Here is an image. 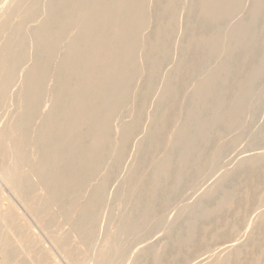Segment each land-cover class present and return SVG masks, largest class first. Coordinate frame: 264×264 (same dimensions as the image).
<instances>
[{"label":"bare ground","instance_id":"bare-ground-1","mask_svg":"<svg viewBox=\"0 0 264 264\" xmlns=\"http://www.w3.org/2000/svg\"><path fill=\"white\" fill-rule=\"evenodd\" d=\"M9 1L11 2L12 0ZM13 1V7H9L10 9L6 8L7 10L5 9L6 11L2 13L3 15L0 14L2 16H0V176L13 195L22 203L25 211H28L32 215L38 225L44 229V232L47 231V235H50L52 243L54 246H58L63 256L68 257L73 253H77L75 254L77 259H74V262L76 260L75 264H81L80 262H83L87 258L88 252L94 247L96 251L92 250V252L95 251V254L93 258L91 257V264H108L107 262L111 259L109 256L112 254L114 255V252H118L120 250L119 248L122 247L121 238H123L128 231H132L137 227V225L135 226V217L137 215L135 213L140 211V206L143 208V211H140L141 218L143 217L147 220L150 212H154L153 207L158 201L155 200L154 196L149 198L148 196L150 195H148V200H145V202L143 201L144 205L142 206L141 197L144 196L145 190L140 172L144 169L143 166L146 164L147 160L150 161V158L159 154L158 150L162 146L172 145L170 143H173L172 141L176 140L175 138L179 137V142L182 140L183 142H188V144L191 143L190 138H192H188L189 136L185 137L180 131L175 129L176 127L171 126V124L176 123V120L178 121L177 112L174 113V111L173 114L171 113L172 115H170V113L166 115L164 112L165 115L163 114L160 119L156 114L157 117L153 114L150 115L148 117L149 123H153L155 126L157 125L158 130L155 132L153 131L154 133L151 132L142 135L143 133H141L142 131L140 130V126L142 125L141 116L146 111V99L149 98L150 95L152 97V88L151 86L141 88V79L145 75L153 77L159 73L161 65L159 60L163 55L166 56L169 50L165 35L167 36V34L170 35L173 33V18L176 16L174 13L177 9H194L195 6L198 5L201 17L209 20L213 18L214 21H211H213V24H216L222 18L225 19V17L233 14L235 10L234 6L238 0H164L162 5L160 3L161 0ZM237 3H239V1ZM253 6L255 9L250 12H253L252 17L260 7V0H256ZM253 6L251 8H253ZM174 21H176V19H174ZM153 25L155 30L153 34H150L148 33V29ZM186 26L191 28L188 24ZM241 30H243V28ZM215 38L214 36H208L194 31V33L188 35L185 41L186 46L183 47H211L210 45L215 41ZM237 41L242 42L241 39ZM182 58L181 55L175 57L176 62L174 64L176 67H174L176 70L178 69L177 71L181 69L185 75L192 77L200 64L197 66L198 64L196 61L185 60V58H183V60ZM234 69L235 68L232 66L229 70L225 69L226 71L223 73L225 76H229ZM216 74L217 73L213 72V75L210 76L207 81L205 80L206 82H199L200 85L196 87V91L194 90L193 98L197 100L199 96H203L201 94L210 89ZM169 77L171 76L167 75L162 78L164 81L163 86L159 88V92L156 94L158 102L160 100H167L171 103L175 100L177 92L179 93L178 85ZM243 81L244 82L241 81L242 85L246 84L249 79L243 78ZM249 85H251V83H249ZM223 86L226 88L227 85ZM223 86H220L221 89ZM245 87L246 86H244V88ZM226 89L228 90V86ZM245 89L242 88V90ZM239 90H241V86ZM234 93L235 92H233V94ZM239 93L241 94V91ZM218 94L216 98L219 96ZM235 94H237V92ZM141 96L142 100L138 102V98ZM221 96H223V93L222 95L220 93V97ZM242 99L235 95L232 101L229 100L231 101V105L234 106V108L231 107L232 110L235 111L238 109L237 112L239 109L242 110L241 108L244 107ZM218 101L221 100H217L215 105H213L217 107L216 104ZM209 105L207 106L209 107ZM156 106H158V104H156ZM6 108L12 109L13 116L4 120V118L8 116V114L5 116L6 114L3 113V110ZM124 110L129 111V118L128 120L121 121L118 119V116H120ZM209 110L210 109H208V111ZM185 111L187 113V110ZM226 114H228V111ZM226 114H224L223 117L221 116L223 120L224 118L225 120L227 119ZM234 121L236 123L237 120ZM222 125L224 126V123ZM200 126H202V124ZM208 126L207 124V127ZM205 129L208 130L204 127V131ZM218 131L216 130L217 133ZM188 132L191 134L190 131ZM202 132L203 131L200 133ZM206 132L208 131H205V134H207ZM193 138L195 141L196 137ZM131 141H135L134 153L131 160L134 167V174L129 177L128 180L126 179V185L123 183L125 191L127 192H123L126 194V199L130 197L129 199L133 202L130 205L131 207H129L128 204L131 212L126 214V218L123 219L122 225L119 226L120 228L117 229V231L115 228L118 226V220L115 228H112V225L111 228L116 231L114 235H112L113 232L108 229L109 227H106L108 229V234L105 235V238L102 237L103 240L99 243V246H92L93 243H91L90 246L87 237L96 229L94 227L95 222L96 220L98 221L99 216H101L100 212L102 206H105L104 204L109 201L108 199L112 195L116 196L121 193H113L111 191L112 194H109L108 187L111 186V181L114 178L120 176V170L124 169L123 166L125 167L128 161V145ZM175 144L177 145V143ZM170 149L172 150V148ZM198 149L196 151L197 153ZM144 150L149 154L148 157L140 156V153ZM172 152L173 150L171 153ZM176 152L179 153L178 151ZM199 156L197 158H200ZM249 156L248 159L244 158L243 161L251 162L257 159L259 155L255 154L251 155V157ZM259 157L262 159L261 156ZM169 158L170 156L161 155L159 159H153V162L156 160V166H153L157 170L158 168H166L168 167ZM197 158L195 161L196 163ZM201 160L203 161V159ZM210 161L211 159L200 162L204 167V165L207 166V163ZM162 172H164V170ZM142 173L143 172H141V174ZM182 174L184 173H181V175ZM255 174L253 175L254 177ZM260 174L258 173V176L255 178L251 176L252 180H248L249 182L246 180L248 183L253 184L252 187H254V190L250 188L247 189L250 186L247 187L245 186L247 183H244L245 185L243 184V188L247 187L246 189H237V193L235 190L234 193H226L221 196L220 202L215 209L211 208L212 210L206 212L205 215L209 216L214 213L217 215V213H221L224 209H233L234 211L233 217L231 215V220L226 215L230 222H220L223 223V225L220 226L217 225L219 223H215L217 225H214L216 226V228L214 227L215 229H206V231L208 230L207 235L209 238L208 240L203 239L207 245L203 246L205 247V249L203 248L204 250H201L202 247H199L201 250V252H199L200 254H197L199 251L197 248V250L193 249V247L195 248L194 245L198 244H194L197 239L193 235L194 232L192 234L191 231V236L187 234L189 236L187 243L188 245L191 244V248L195 250L192 256L196 257V259L200 257L204 258L203 260L201 259L202 261H199L198 264H264V173L259 176ZM165 176L166 174L164 177ZM158 179L160 178L154 175L153 183L158 182ZM150 184H152V182ZM260 187H263V190L258 194L260 191H255ZM118 188L120 187L118 186ZM120 189L118 191H120ZM116 190L117 189H115V191ZM211 190L212 189H210V191ZM210 191H208L207 194L209 193L208 195L211 196L212 191ZM206 192L204 195H206ZM123 193H121V196ZM116 199L118 198L116 197ZM1 201L2 199L0 196V204ZM111 202H113V199L109 203ZM114 202H116V200ZM126 202L124 204H126ZM116 204L118 203L116 202ZM117 209L118 208H116L115 211ZM11 210L13 211L11 213L12 215L9 214L10 212L8 213L7 210L4 211L0 207V264H28L24 261V258L23 261L20 260L19 262L14 260L16 256H14V259L11 258L13 247H10L12 245L14 248L19 245L22 246V243L27 242L28 239L31 238L30 231L28 229L27 232L25 230L23 231L24 227L22 226L23 228L21 229L19 226V222L21 221L20 218H18L20 220L17 222V216L19 217L18 211H15L14 208ZM121 211L122 210L119 212ZM122 213L124 214L123 211ZM118 215H116V217ZM138 217H140L139 214ZM105 219H107V217ZM118 219H120L119 216ZM158 219L159 218L156 220ZM103 221L104 219L102 223ZM115 221H113V223ZM222 221H224L223 218ZM3 223L8 225V227L5 225L6 228L4 226L6 229L5 232L4 229L2 230L1 228ZM99 224H101L100 221L98 225ZM205 228H207V226ZM109 230L111 234H109ZM100 231L101 229L99 232ZM203 235L202 233L201 237ZM205 238L207 239V237ZM228 238H232L233 240L231 241V245L226 246V243L224 244V239L227 240ZM98 239L96 238V245ZM221 239L225 246L223 247L221 245L222 247L220 246L219 248L217 240L221 241ZM203 240L200 239V241ZM213 241L218 244L214 242L219 248H217L218 251H214L216 247L214 249L209 248L210 243ZM184 243L186 244V241ZM202 244L203 243H201V246ZM29 247H33V245ZM29 247L27 249H29ZM151 250H155L156 252L153 251L152 254H150ZM147 251L157 262H161L159 258L163 251H158L156 246L154 249L150 248V251ZM168 252L170 254V251ZM39 253L35 255L32 254L33 260L30 258L32 264H52V262H49L51 261L50 256L47 255L48 257H45L46 253L45 255ZM180 254H183V252ZM12 255L14 254L12 253ZM15 255H17V252ZM171 255L169 256L170 259ZM186 255L188 256V254ZM163 257L165 258V256ZM177 258L179 257L177 256ZM177 258L172 259L177 260ZM114 260L112 258L109 263L112 261L115 264ZM88 261L89 260H87V262ZM74 262L72 264H74ZM85 263L86 261L84 264ZM188 263L191 264L190 262Z\"/></svg>","mask_w":264,"mask_h":264},{"label":"rangeland","instance_id":"rangeland-1","mask_svg":"<svg viewBox=\"0 0 264 264\" xmlns=\"http://www.w3.org/2000/svg\"><path fill=\"white\" fill-rule=\"evenodd\" d=\"M238 1H239V3H237ZM238 1L236 2L235 6H234L235 10H234L233 14L229 15L228 17H225V19L222 18L224 21L221 19L216 24L215 23L213 24V21H214L213 18H210L211 20H213V21H211L207 18L204 19L201 17L200 10L198 9L199 8L198 5H196L195 8L193 7L194 9L191 8V9L181 10L179 8V10H178L176 8L177 11H175V13H174V15H176V16L174 17V15H173V17H174L173 18V22H174L173 33H171L170 35L167 34V36L165 35V37L167 38V45H169V50H170V51L168 50L167 52L171 56L166 53L167 57L164 55L163 56L161 55L162 58L161 59L159 58L161 65H160V70L158 73L159 75L157 74L158 76L156 75L153 77H148L145 75L141 79V85H140L141 88H146V87H150V86L152 88V92H151L152 97L150 95V97L146 99L147 100L146 111L144 110L145 112L143 111L144 113L141 116L142 125L140 126L141 127L140 130L142 131L141 133H143L142 135H144L146 133H151V132L154 133L155 131L158 130L157 125L155 126V124L149 123L148 117L150 115L156 114L158 116V118L160 119V118H162V115L164 114V112L166 113V115H169V113H170V115H172L173 111H174V113L177 112L178 121L176 120L177 124L174 123V124H171V126L176 127L175 129L177 131H180V133L182 135H184L185 137L189 136L188 138H190V137H192V138H190L191 139V141H190L191 143L189 142L190 144H188V142H185V141L183 142L182 140H181V142H179V140H180L179 137L175 138L176 140L172 141L173 143H170L172 145L174 144L173 146L172 145H167L164 147L162 146L163 148L161 147L160 148L161 150L160 149L158 150L159 154L156 155L157 157L156 156L153 158L149 157L150 161L147 160L146 164H148L149 162L150 163L148 165L145 164L143 166L144 169L141 170V172H143V173L141 174V172H140V176L142 178V183L144 185V190H145V193L143 194L144 196L142 195L143 197H141L142 206L144 205L145 200H148V197L150 198L152 196H154L155 200L156 201L158 200L159 202L158 201L156 202V205L153 207L154 212L153 211H152L153 213L150 212L151 216L149 214L147 220L144 219L143 217L141 218L140 211H143V208H141V206L139 209L140 211L138 213H135V214H137L135 217V226L137 225V227L132 230L133 232L128 231L127 234L123 238H121L122 247L120 246L121 247V248H119L120 250L118 252H114V255L112 254L109 256V258L111 257V259H109V261L112 260V258H113V260L115 257L117 258V259L115 258V260H114L115 264H161V263L162 264H180V263L181 264H184V263L189 264L188 262H190L191 264H198L199 261H202L204 258L200 257V258L196 259V257H194L192 255L194 254L195 250H197V249L199 250L197 252V254H200L199 252H201V250L205 249V247H203V246H205L207 244H206V242H204V240H208V238H209V236L207 235L208 230L206 231V229L213 230L216 228L217 225L218 226L223 225V223L225 221L230 222V220L233 217V213H234L233 209H230V210L224 209V211H222L223 213L219 212V214L217 213V215H215L216 213H214L213 215L206 216L205 215L206 212H209V210L216 208V206L220 202L221 196L225 195L226 193H234L237 189L241 190V188H243L246 183L247 184L245 186H247V187L250 186V187H248V188L245 187L243 189H246V188L249 189L250 188V189L254 190V187H252L253 184L248 183V182L250 180H252V177H254L253 175L255 173H257V174L261 173L259 176H261L264 173V156H263L264 155V59H263L264 58V2H263L264 0H260V7L258 8V11L256 12V14H253V17H252L253 12L252 13H250V12L255 9L253 5H254L256 0H238ZM163 2H164V0L160 1L161 5L163 4ZM13 5H14L13 0L11 2L9 0H0V14L3 15L2 14L3 11H6L7 10L6 8L10 9L9 7H13ZM6 6H8V7H6ZM252 6H253V8H251ZM236 15H238V16H236ZM174 19H176V21H174ZM187 24L190 25L191 28H189V26H186ZM246 27H247V29H246ZM242 28H243V30H241ZM192 29H193V31H192ZM234 29H236V30H234ZM154 30H155V27L153 25V26H151L150 29H148V33L153 34ZM238 30L241 32H239ZM194 31L197 33H203V34H206L208 36L210 35V36L216 37L215 41H213L212 44L210 45L211 47H207V48L206 47L204 48L202 46H194V48L183 47V46H186L185 41L187 40L188 35L190 33H194ZM231 33H232V35H231ZM247 33H248V35H247ZM235 34H236V36H235ZM245 38H246V40H245ZM239 39H241L242 42L237 41ZM242 43L244 44V46H247L248 48L244 47ZM178 45H180V46H178ZM217 46H218V48H217ZM181 48H182V50H181ZM179 55H181V57L185 58V60L187 59V60L196 61L198 64L197 66H199V64H200V66H199L200 68L196 66L197 70L192 75V77L185 75L181 69H180V71H177L178 69L176 70V68H175L176 66L174 64L176 62L175 57L176 56L178 57ZM235 64H236V66H235ZM232 66H233V68H235L234 71H232V74L229 76H225V74L223 72L226 71L227 69L228 70L231 69ZM213 72L217 73V74H216V77L213 78V80H214L213 84H212L213 87L212 86L210 87L211 91L209 89L208 91L204 92L203 94H201L203 96L202 97L199 96L197 98V100H196V98H193L194 92L197 89L196 87H198L200 85V83L206 82L207 79H209V77L213 75ZM247 74H249V75H247ZM167 75L171 76L169 78L174 80L176 85H178L179 93L177 92V96L173 102L169 103L167 100H160L159 101L160 103H159L157 101L158 99L156 98V96H157L156 94H158L157 92H159V88H162V86H163L164 81L162 80V78L166 77ZM243 78H247V79H249V81L251 80L250 82L248 81L246 84H243L244 86H246L245 87L246 89L242 85V82H244ZM187 82L188 83L190 82L191 84L190 83L188 84ZM249 83H251V85H249ZM222 84L225 86L227 85L228 90L226 89L227 86H226V88H224V86ZM220 86H223L222 89ZM240 86H241V90H239ZM179 87L181 90L179 89ZM242 88L245 90H242ZM186 89H187V92H186ZM237 89L239 90V92L241 91V94L238 92ZM233 92H235V93L237 92V94H235V93L233 94ZM244 92H245V94H244ZM205 93H206V95H205ZM220 93H221V95L223 93L224 97L223 96L220 97ZM224 93H226V94H224ZM242 93L246 98L242 95ZM217 94L219 95L217 97L218 99L216 98ZM232 94L234 96L236 95L237 97H240L241 99L245 98V99H242L244 102V105H243L244 109L241 108L242 110L239 109L238 112H237L238 109H236L235 111L232 110V108H234V106L231 105V101H232V99H234V96ZM149 99H150V101H149ZM141 100H142V96L138 98V102H141ZM217 100H221V101H218V103L216 104L217 105V107H216L214 105H215ZM229 100H231V101H229ZM156 104H158V106H156ZM207 105H209V107ZM219 105H221V106H219ZM44 106H46V105H44ZM153 107H154V109H153ZM157 107H159V108H157ZM221 107H222V109H221ZM9 109H10V111H9ZM9 109L6 108L3 110L4 111L3 113L6 114L5 116H7V114H8V116L5 117L4 120L7 118H11V116H13L12 109L11 108H9ZM166 109H167V111L168 110H170V111L167 112ZM208 109H210V110L208 111ZM178 110H179V113H178ZM185 110H187V113ZM223 110H224V112H223ZM156 111L158 114L156 113ZM227 111H228V114H226ZM185 113H186V115H185ZM229 113H232V114H229ZM233 113L238 114L241 118L238 115H234ZM128 114H130L129 111L124 110V112H122L120 114V116H118V119H120L121 121L128 120V118H129ZM145 114L147 117L145 116ZM224 114L227 115L226 120H225V118H224V120L222 118L224 116ZM188 115H189V117H188ZM212 115H214V116H212ZM192 116H194V117H192ZM229 116H230V118H229ZM186 120H188V121H186ZM234 120H237V121L239 120V121L238 122L236 121V123H235ZM221 122L224 123V126L222 125L223 123H221ZM242 123H244V124H242ZM201 124H202V126H200ZM207 124L209 125L208 127H207ZM190 125H192V126H190ZM204 125H206V126H204ZM182 127L184 130L182 129ZM204 127H206L208 129V130L205 129V131L209 132V130H210V132L209 133L206 132L207 134H205ZM200 130L203 132L200 133L201 132ZM216 130L217 131L219 130L218 133L216 132ZM188 131H190L191 134ZM182 132H184V133H182ZM195 134H196V136H195ZM139 136H141V135H139ZM193 137H196L195 141H194ZM199 141H200V143H199ZM175 143H177V145ZM134 145H135V141H131L129 143V145H128V151H129L128 152V154H129L128 158L129 159L127 158L128 161L126 162L125 167L123 166L124 169L120 170V172H119L120 176L117 178H114L111 181V184H110L111 186L108 187V193L110 192L109 194H112V192L113 193L114 192H119V193L120 192L121 193L126 192L125 188H124L125 187L124 186L125 181H126V179L128 180V178L134 174V172H133L134 167H133L132 162H131L132 157H133L132 155L134 153V148H135ZM170 148H172V150H173L172 153H171L172 150ZM197 149H198V153L196 152ZM181 150L183 153L181 152ZM176 151H178L179 153H177ZM173 154H174V156H173ZM193 154H194V156H193ZM255 154H258L259 156H261L262 159L258 156L257 159H255L251 162L243 161L244 158L248 159L249 155H250L249 157H251V155H255ZM148 155L149 154H147L146 150H144L143 152L140 153L141 157H145V156L148 157ZM161 155L170 156L169 163L167 165L168 167L163 168V169L158 168V170H157L154 167V166H156V160H154V162H153V159H156V158L159 159L161 157ZM198 156L200 158H197ZM196 158H197V163L195 162ZM208 158L211 159L212 163L210 161L207 163L208 165L206 164L207 166L204 165V167H203V164L201 162H203L204 160H207V161L210 160ZM201 159H203V161ZM240 161H241V163H240ZM253 162H255V163H253ZM193 163H194V165H193ZM209 163H211V164H209ZM156 170H157V172H156ZM163 170H164V172H162ZM155 173H157V174H155ZM181 173H184V174L181 175ZM161 174H162V176H161ZM165 174H166V176L164 177ZM257 174H255V177L258 176ZM154 175H156L157 177L160 178L157 180L158 182L153 183ZM167 176H169V177H167ZM248 178H251V179H248ZM122 179H124V180H122ZM151 179H152V181H151ZM246 180L247 181L249 180V181L247 182ZM151 182H152V184H150ZM119 184H122V185H119ZM196 185H198V186H196ZM118 186L121 189L118 188ZM168 186H171V187H168ZM195 186H196V188H195ZM115 189H117V190L115 191ZM119 189H120V191H118ZM210 189H212L211 190L212 191V195H211L212 197L210 195H208L209 193L207 194V192L210 191ZM262 190H263V187L262 188L260 187L259 189H256L255 192L260 191V192H258V194H260L262 192ZM155 192H157V193H155ZM205 192H206V195L208 197L206 195H204ZM121 193L117 194V195L115 194L116 196L112 195L113 198L111 196L108 199L109 201L106 203L107 205L104 204L105 206H102L103 210L101 209V212H100L101 216H99L98 221L96 220V222H95L94 227L96 229L93 230L91 235H89L87 237L88 244L90 246H91V243H93L92 246H99V243L103 240L102 237L105 238V235L108 234L107 233L108 229H110L111 232H113L112 235H114V233L117 231V229L120 228L119 226L122 225L123 219L126 218V214L131 212V210H129V207H131L130 205L133 203L132 200L129 199L130 197L128 199H126V194H124V193H123L124 195L122 194V196H121ZM236 193H237V191H236ZM171 194H172L173 198H172ZM148 195H150V196H148ZM0 196L2 199L1 204H0L1 209L4 211L7 210L8 213L10 212L9 213L10 215H12L11 213L13 212L11 210L12 208H14L15 211L17 210L18 214H19V217L17 216V220H18L17 222H19V220L21 219V221L19 222V226L21 227V229L24 227L23 231L25 230L27 232L29 230L30 236H31V238L28 239L27 242L22 243V246H20V245L18 247L15 246V248H14V246L12 245L10 247V248L13 247L14 249H16V250H14L12 248V253L14 254V255H12V253H11L12 259H14V256H16V258L14 259L16 262H19L20 260L23 261L25 259L24 261H26V263L29 264V262H30V264H32L30 261L31 260L30 258H32V260H33L32 256L39 253L40 251L41 252L39 254L45 255V253H46L45 257L50 256L51 261H49V262H52V264H72L74 262V259H77V256L75 255L77 253H73L72 255H70L68 257L63 256L60 253L58 246H56V245L54 246V244L51 241L50 235H47L48 234L47 231L44 232V229H42V227L40 225H38L37 221H35V219L32 217V215L28 211H25L22 203L16 198L15 195H13V193L10 191L7 184L2 181L1 176H0ZM114 197H115V199H114ZM116 197L118 199H116ZM121 197H124V198H121ZM142 198H144V199H142ZM112 199H113V202L109 203L110 201H112ZM121 199H123V200H121ZM115 200L118 204H116V202H114ZM124 200H125V202L127 201L126 204H124L125 203ZM162 200H164V201H162ZM174 201H175V203H174ZM120 202H121V204H120ZM159 203H161V204H159ZM128 204H129V207H128ZM122 205L125 207H123ZM111 206H113L114 209ZM116 208H118L117 209L118 213H117V210L115 211ZM119 208H121V209H119ZM120 210H122L124 212V214L122 213V211L119 212ZM114 213L116 215L119 214L118 216L120 219H118V216L116 217V215ZM138 214L140 217H138ZM226 215L228 216V218L230 220L227 218ZM231 215H232V217H231ZM123 216H125V217H123ZM106 217H107V219H105ZM121 217H122V219H121ZM18 218H20V219H18ZM157 218H159V219L156 220ZM222 218L224 219V221H222ZM103 219H104L105 223H104V221L102 223ZM107 220H109V221H107ZM117 220H118V222H117ZM99 221L102 225L101 224L98 225ZM113 221H115V222L113 223ZM144 221H146V222H144ZM116 222L118 223V226H117ZM220 222H223V223H220ZM215 223L216 224L219 223V224L216 225ZM103 224H104V226H103ZM5 225H7V224L3 223L1 225V228H2V230L4 229V232L6 230ZM112 225H113V227H112ZM214 225H216V226H214ZM4 226H5V228H4ZM151 226H152V228H151ZM206 226H207V228H205ZM7 227H8V225H7ZM106 227H109V228L107 229ZM111 227L112 228L116 227L115 228L116 231H114ZM100 229H101V231L99 232ZM110 230L108 232H110ZM7 231H8V229H7ZM103 231H104V233H103ZM191 231H192V234L194 232L193 235L195 236V238H197L195 240L194 244L195 243L196 244L198 243V244L197 245L192 244L195 246V248L193 247V249H195V250H193L191 248L192 247L191 244L188 245V243H187L188 237L192 235V234H190ZM111 232L109 234H111ZM202 233L204 234L202 236L203 238L201 237ZM204 236L207 237V239ZM96 238L97 239L99 238L97 241V245H96ZM128 238H129V240H128ZM32 239H33L34 243L32 242ZM200 239L201 240L204 239V240L200 241ZM225 240L226 239H224V244L226 243L225 244L226 246L227 245L229 246L232 244V242H231L233 240L232 238H228L227 239L228 241L227 240L225 241ZM183 241L184 242L186 241L187 245ZM222 241H223L222 239H221V241L217 240V243L219 245L215 241H213L212 243H210V246L209 245L208 246H209V248H212V249H214L216 247L214 249V251H216V250L218 251V249L220 248L221 245L223 247L225 246L222 243ZM119 242H120V240H119ZM200 242L203 243L202 246H201ZM214 242L218 245L219 248L217 247V245ZM31 245H33V247H29ZM162 245L163 246L165 245L164 246L165 248ZM184 245H186V246H184ZM212 245H215V246H212ZM149 246L151 249L152 248L154 249V247L156 246L158 251H161V252L163 251L161 253L160 258H159V261L161 260V262H157V260H155V258L152 257V255H150V254H152L153 251L154 252H156V251L155 250L150 251ZM161 246H162V248H161ZM28 247H29V249H27ZM199 247H202L201 250ZM38 248L42 249V250H39ZM123 248H124V250H123ZM159 248L162 250H160ZM184 248H185V250H184ZM179 249H180V251H179ZM38 250H39V252H38ZM92 250H95L94 247H92L91 250L88 252L87 258L83 262H80L81 264L82 263L84 264L85 261H86L85 264H91L92 263L91 260L95 254V251H96L95 250L94 252H92ZM147 250H149L151 253L148 254L149 252ZM0 251H1V248H0ZM168 251H170V254ZM16 252H17V255H15ZM18 252H19V254H21V255L23 254V255L22 256L19 255ZM182 252H183V254H180ZM171 253H172V255H171ZM176 253H178V254H176ZM117 254H118V256H117ZM128 254H130V255H128ZM186 254H188V256ZM170 255H171V259L169 257ZM28 256H31V257H28ZM75 256H76V258H75ZM125 256L126 257L128 256V257L126 258ZM163 256H165V258ZM177 256L179 258H177ZM183 256H185V257H183ZM191 256H192L193 260L191 259ZM89 257H90V259H89ZM172 258H177V260L172 259ZM27 259H28V262H27ZM194 259H195V261H194ZM87 260H89L90 263H89V261L87 262ZM173 260H174V263H173ZM186 260H188V261H186ZM109 261L107 262L108 264H110V263L114 264V262L111 261L109 263ZM75 262H76V260H75ZM75 262H74V264H75ZM192 262H194V263H192Z\"/></svg>","mask_w":264,"mask_h":264}]
</instances>
